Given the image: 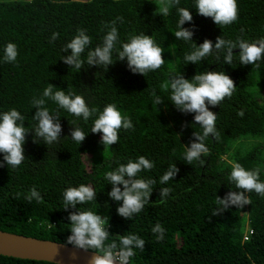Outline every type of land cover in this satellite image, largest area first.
Here are the masks:
<instances>
[{
  "label": "trees",
  "instance_id": "16d2710c",
  "mask_svg": "<svg viewBox=\"0 0 264 264\" xmlns=\"http://www.w3.org/2000/svg\"><path fill=\"white\" fill-rule=\"evenodd\" d=\"M162 3L169 0H0V113L16 109L25 117L29 131L22 164L14 170L6 163L0 167V229L66 243L70 235L67 217L74 209L63 210V192L84 184L95 189L96 201L79 207L106 217L109 242L129 234L145 240V250L135 249L130 264H264V197L247 193L250 205L242 209L231 206L213 216L219 207L217 196L223 198L237 190L228 181L229 161L245 170L258 169L264 182V60L258 68L241 65L238 55L231 65L224 64L223 55L217 60L215 54L197 64L184 61L194 42L199 46L205 39L215 45L217 37L242 38L250 43L264 38V0H237L238 19L224 27L198 15L195 0H180L178 7L188 8L193 16V22L183 27L194 25V42L176 39V7L170 6L169 15L163 16L159 12ZM113 20H117L119 33L117 48L132 35L152 36L163 49L160 69L145 77L132 73L127 61H118L115 53L113 61H117L107 71L86 63L78 70L61 60L71 54L63 48L80 29L92 38L90 47L94 49L108 31L104 26ZM53 33L59 37L50 42ZM9 42L18 49L14 63L3 61ZM233 52L238 54L239 49ZM86 55L87 50L82 59ZM205 70L223 71L233 79L236 91L219 106H210L217 115L219 138L210 135L205 140L210 152L202 157L203 166L198 162L190 165L183 154L194 139L193 133L202 134L203 130L193 123L194 114L178 111L167 100L170 91L160 85L171 75L191 79ZM49 84L53 91L82 96L90 108L102 111L115 104L131 119L133 129L122 130L118 143L104 148L99 143L101 134L90 131L95 116L84 121L49 99L45 106L60 118L62 131L59 142L45 144L32 132L37 109L31 101L42 97ZM153 89L164 98L163 104L153 103ZM73 127L86 134L80 145L70 138ZM141 155L153 162L154 168L142 171L139 178L156 183L144 210L126 220L117 214L119 204L107 195L112 186L104 176L118 164ZM174 164L178 174L161 184L160 177ZM33 187L41 194V203L24 198ZM165 187L172 191L162 199L159 191ZM158 223L165 229L162 240L152 232ZM0 264L57 263L0 254Z\"/></svg>",
  "mask_w": 264,
  "mask_h": 264
},
{
  "label": "clouds",
  "instance_id": "9594fccd",
  "mask_svg": "<svg viewBox=\"0 0 264 264\" xmlns=\"http://www.w3.org/2000/svg\"><path fill=\"white\" fill-rule=\"evenodd\" d=\"M180 0H169V3H162L159 12L163 16L169 15V7L175 6L178 14L176 31L173 33L177 40L193 41L195 27H183L186 22L192 23L193 16L188 8L178 7ZM195 9L198 15L212 18L216 25L221 27L231 25L238 19L237 0H195ZM117 20L122 21V17ZM117 20H113L104 27L108 29L104 35L102 43L94 49L90 47L91 37L86 34L84 29H80L63 52L70 50L71 54L63 56L61 60L70 68L80 70L86 63L88 66H97L108 70L109 65L118 61H127V67L132 73L143 75L154 72L164 64L162 57L163 49L158 46L152 36L144 33L130 36L128 42L123 43L117 48L119 33L115 26ZM59 33H53L50 42L58 39ZM194 42V41H193ZM193 50L186 53L184 61L186 64H197L207 57L215 54L219 60L223 55L224 64L231 65L234 56L239 57L241 65H255L259 67V62L264 60V38L255 42H248L242 38L236 41L226 40L217 37L215 45L211 40L205 39L202 44L197 46L194 42ZM234 49H239L238 54ZM87 50L86 59H82V54ZM117 60L113 61V54ZM18 49L14 43L9 42L3 51V61L14 63L17 60ZM160 88L170 91L167 98L175 108L185 114H194V124H198L203 130L202 134L194 132V139L190 141V146H186L183 159L186 163L198 162L201 166L205 164L202 158L209 154L210 149L206 146L205 140L211 135L219 138L216 128L217 115L210 110L216 107L227 97L231 98L236 91V85L223 71L205 70L195 74L191 79H186L183 75H171L168 80L161 83ZM54 86L49 84L43 90L40 98H33L31 101L36 110L32 117L37 121V125L32 131L37 138H41L45 144L52 145L61 139V124L58 116H53L45 106L46 100L53 101L59 109L66 110L69 114L77 118L88 121L92 117V133L101 134L99 143L107 148L119 141V133L133 129L130 118L122 115L115 104L106 105L102 111L90 108L85 99L75 93H65L63 90L53 91ZM151 96L153 103L161 105L164 98L156 94L153 89ZM167 108V105H165ZM241 117L243 111L238 113ZM25 117L16 109L0 113V153L3 154L4 164L11 169H17L25 160L24 147L26 136L29 133L24 126ZM86 134L79 127H73L70 131V138L80 145L85 140ZM34 142H36L34 140ZM231 172L228 181L235 185L238 190H230L223 198L217 196L216 203L219 205L213 211V216L219 215L228 210L231 206L242 209L245 205L252 203L247 193L255 192L264 197V182L260 181L259 170H245L239 163L229 161ZM154 168V163L143 155L135 161L129 160L127 164H118L112 171L105 174L104 179L110 184L111 191L107 193L111 200L117 202V214L126 220H133L139 215L148 204L153 193V179L139 178L142 171H149ZM179 172L176 165H170L168 170L160 177L161 184H167ZM121 186H123L121 188ZM172 191L165 187L160 189L159 196L167 198ZM97 192L91 185L81 184L78 187H68L63 192V210L69 208L74 211L69 212L67 219L70 221V235L66 243L73 245L74 248L93 252L89 259V264H130L131 258L136 254L135 249L141 252L145 250V240L136 234L121 235L117 240H110V232L106 227V217L98 215L92 210H81L79 206L87 205L96 201ZM27 201L33 200L42 202L41 194L33 187L24 197ZM157 240L164 238L165 229L159 223L152 228Z\"/></svg>",
  "mask_w": 264,
  "mask_h": 264
},
{
  "label": "water",
  "instance_id": "95a60500",
  "mask_svg": "<svg viewBox=\"0 0 264 264\" xmlns=\"http://www.w3.org/2000/svg\"><path fill=\"white\" fill-rule=\"evenodd\" d=\"M0 254L24 259L46 260L57 264H89L93 252L76 249L71 244L52 239L0 229Z\"/></svg>",
  "mask_w": 264,
  "mask_h": 264
}]
</instances>
